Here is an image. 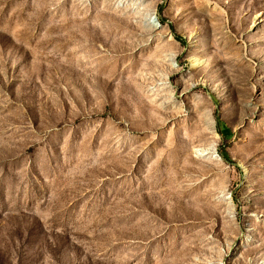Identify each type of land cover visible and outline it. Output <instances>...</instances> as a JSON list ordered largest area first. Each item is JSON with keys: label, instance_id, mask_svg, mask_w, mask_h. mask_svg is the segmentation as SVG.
Returning a JSON list of instances; mask_svg holds the SVG:
<instances>
[{"label": "rangeland", "instance_id": "374dc122", "mask_svg": "<svg viewBox=\"0 0 264 264\" xmlns=\"http://www.w3.org/2000/svg\"><path fill=\"white\" fill-rule=\"evenodd\" d=\"M0 264H264V0H0Z\"/></svg>", "mask_w": 264, "mask_h": 264}]
</instances>
